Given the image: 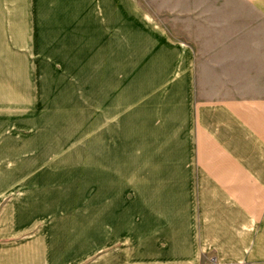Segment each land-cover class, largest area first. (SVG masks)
<instances>
[{"label":"crops","instance_id":"1","mask_svg":"<svg viewBox=\"0 0 264 264\" xmlns=\"http://www.w3.org/2000/svg\"><path fill=\"white\" fill-rule=\"evenodd\" d=\"M58 39L127 68L128 154L77 195L0 140V264H264V0H0V52Z\"/></svg>","mask_w":264,"mask_h":264},{"label":"rangeland","instance_id":"2","mask_svg":"<svg viewBox=\"0 0 264 264\" xmlns=\"http://www.w3.org/2000/svg\"><path fill=\"white\" fill-rule=\"evenodd\" d=\"M62 40L59 49L67 48ZM95 47L0 52V140L10 142L8 154L33 157L42 171L54 170L61 193L70 188L79 195L99 171L128 154L113 132L114 100L127 68L107 65Z\"/></svg>","mask_w":264,"mask_h":264}]
</instances>
